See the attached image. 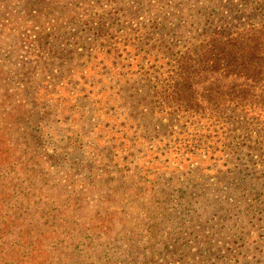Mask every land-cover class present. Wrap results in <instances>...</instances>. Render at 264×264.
Wrapping results in <instances>:
<instances>
[{"label": "trees", "instance_id": "trees-1", "mask_svg": "<svg viewBox=\"0 0 264 264\" xmlns=\"http://www.w3.org/2000/svg\"><path fill=\"white\" fill-rule=\"evenodd\" d=\"M83 1L88 7L90 0ZM243 1L244 11L231 0H92V14L87 8L75 9L62 25L60 0H0V264H155L161 256L169 260L165 264H203L212 255L227 258L219 253L229 254L232 242L250 237L254 221L262 222L256 215L264 216L263 186L258 190L250 182L236 185L232 180L225 187L220 178L213 186L201 182L198 174L176 190L159 191L150 181L141 184L142 176L134 183L136 168L110 166L117 155L113 134L108 132L109 145L101 143L98 125L92 132V163L100 165L99 174L93 172L81 188L54 179L60 160L57 147L47 149L43 140L42 121L52 113L44 110L43 100L66 94L67 84L37 78L66 61L65 47L71 45H55L48 50L52 57L44 48L66 33L62 29L92 31V48L79 47L90 59L92 55V63L101 58L92 64L94 70L117 52L128 58L135 53L131 60L146 57L154 41L163 49L147 56L132 74L124 68L118 72L116 65L99 72L117 75V83L137 78L142 85L135 91L147 96L149 81L162 85L167 116L192 120L180 132L188 141L181 150L189 165L210 160L212 147L203 142L212 131L209 124L238 132L249 142L256 136L255 143L262 145L264 0ZM45 6L54 8H47L43 22L39 13ZM246 13L247 22L234 25ZM26 31L35 40H20ZM21 41L33 61L17 59L23 53ZM46 57L52 61L42 64ZM86 194L102 195L105 207L93 217L92 211H83L80 196ZM112 206L123 211L122 218ZM257 227L264 229V223Z\"/></svg>", "mask_w": 264, "mask_h": 264}, {"label": "rangeland", "instance_id": "rangeland-1", "mask_svg": "<svg viewBox=\"0 0 264 264\" xmlns=\"http://www.w3.org/2000/svg\"><path fill=\"white\" fill-rule=\"evenodd\" d=\"M227 1L221 0L224 4ZM231 1L238 5V10H246V1ZM59 6L63 7L60 19L62 25L69 21L67 16H72L75 9L87 8L86 10L92 14V0L88 7L83 0H60ZM47 8L45 6L39 13L43 22L48 19L49 9ZM239 17L240 21L235 22L234 25H238V22L246 23L248 14H240ZM213 26L219 27L218 24ZM62 30L66 33L61 32L58 36L50 39L49 44L44 48L47 57H52L48 50L55 45H63V47L67 44L71 45V47H65L67 49L64 56L66 61L60 69H49L37 77L49 82L67 84L68 92L66 94L60 93L43 100L44 110H48L49 113L52 111L42 121V127L46 130L43 140L47 149L57 147L58 153L56 154L60 160V164L55 165L59 169V174L56 175L58 179H54L60 180L68 188L73 186L81 188L83 180H92L93 172L99 174L100 165L92 163L95 159L92 157L95 141V139L92 141V132L98 125L103 134L101 143L109 145L108 132L113 134L114 153L117 155L112 159L110 166L115 167L116 170L122 169L123 164L129 168H136L133 170L137 171L134 183H137L139 176H142L141 184L150 181L155 182L159 191L176 190L182 185L185 187L190 185L189 181L196 177L195 174H198L201 182L213 186L220 178L224 182H221L222 186L225 187H230L227 183L236 180V185L250 182L255 184L258 190L262 186L264 190V143L256 144V136H253L249 142L238 132L232 133L215 123L209 124L212 131L205 135L207 139L203 142L212 147V150L209 151L212 156L210 153L207 154V157L210 156V160H207L202 166L189 165L184 150H181L188 141L185 135L180 132L185 131L191 125L192 120L167 116L169 112L165 110L166 107L160 99L162 85L156 84L155 80L149 81L150 90L147 96V94L135 91L138 86L142 85L137 83V78L127 82V78H124L120 83H117V75H107L108 70L99 72L103 66L116 65L118 72H123L124 68V72L128 71L132 74L138 64H143L148 60L147 56H156V52L163 49L161 44L156 46L154 41H150L149 50L152 53L134 60L130 59L135 54L133 52H129L130 58L124 53L117 52L114 59L109 61L104 59L102 65L94 70L92 64L101 63V58L92 63V55L90 59L88 53L79 47L84 44V47L92 48V41L95 38L92 31ZM118 36L120 35L118 34ZM21 37H26L30 41L35 40L30 31L24 32L20 36V40ZM20 43L23 45V53L19 54L17 59L22 60V63L33 61L35 58H29L28 48L24 45L26 43L22 41ZM169 44V46H173V44ZM139 52L140 49H138V54ZM47 57L41 60L42 64L52 61ZM70 62H73V65H67ZM74 64H76L75 68ZM69 68L73 71L70 72ZM145 83L146 81L143 86ZM97 84L103 87L100 93L101 87L95 88ZM131 87L133 89H129ZM69 90H73V92L71 93ZM223 130L224 133H222ZM131 161L135 165L131 166ZM92 168H97L98 171H93ZM201 169L204 171L201 172ZM248 188L256 191L252 185ZM250 189H248L249 195L251 194ZM156 197L161 198L160 195ZM80 199L83 211H92V217L95 211H102L105 207V205H101V194L99 196L86 194L80 196ZM144 199L147 200L146 197ZM128 201L134 200L132 197H128ZM252 203L254 204V202ZM166 208H172V206L167 205ZM111 210L115 212L116 217L122 218L123 211H118L114 206L111 207ZM256 219H261L262 222L254 221L256 226L249 234L250 237L232 242L229 247L233 250H230L229 254L219 253V256H227V258L217 260L216 256L212 255V261H206L203 264H264V229L257 227V225L263 226L264 216L256 215ZM227 247L228 245L225 246V248ZM191 254H195L194 249ZM189 260V262L192 261L191 257ZM168 261L167 258L162 259L161 256V259H156L155 264H165ZM178 264L184 263L179 262Z\"/></svg>", "mask_w": 264, "mask_h": 264}]
</instances>
